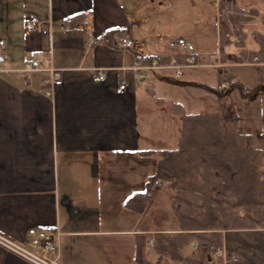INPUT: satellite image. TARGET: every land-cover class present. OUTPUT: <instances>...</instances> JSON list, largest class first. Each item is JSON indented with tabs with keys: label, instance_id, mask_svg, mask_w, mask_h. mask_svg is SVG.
<instances>
[{
	"label": "crops",
	"instance_id": "obj_1",
	"mask_svg": "<svg viewBox=\"0 0 264 264\" xmlns=\"http://www.w3.org/2000/svg\"><path fill=\"white\" fill-rule=\"evenodd\" d=\"M131 2L0 0V232L35 252L52 236L60 264H142V243L162 230L142 228L149 206L138 212L126 200L156 172L155 151L179 146L182 117L173 106L205 113L162 93L165 80L194 89L199 82L185 74L161 68L135 80V55L171 57L161 61L169 64L183 47L177 41L156 54L146 39L138 51L118 45L121 36L137 40L136 21L145 19H132ZM31 19L41 26L28 32ZM192 49L200 66H210L199 56L210 51ZM37 55L42 70L23 72ZM163 123L176 126L174 147H163ZM160 182L157 191H174ZM0 264L32 263L0 248Z\"/></svg>",
	"mask_w": 264,
	"mask_h": 264
},
{
	"label": "trees",
	"instance_id": "obj_2",
	"mask_svg": "<svg viewBox=\"0 0 264 264\" xmlns=\"http://www.w3.org/2000/svg\"><path fill=\"white\" fill-rule=\"evenodd\" d=\"M221 7L230 11L229 16H233L237 25L241 24L240 16L246 11L236 16L237 12L231 11L235 9L233 5L224 0ZM250 13L259 15V10L254 8ZM229 16H222L220 25L224 45L232 43ZM258 34L259 47L253 52L252 60L258 56L264 63V33ZM221 49H224L222 45ZM192 56H196L192 48L175 54L178 64L187 63ZM263 71L262 67V75ZM225 83L226 87L222 88ZM193 86L220 99L228 96L231 88H237L242 97L248 98L264 87V78L263 83L253 88L237 80L235 74L219 77L216 86L206 83ZM231 106L223 113H189L182 105H174L172 112L182 117L179 146L155 151L160 155L156 172L144 190L126 200V206L143 213L156 195L157 181L174 189L172 205L178 229L162 230L151 239L160 252L169 254L175 261L210 264L207 252L225 249L229 258L238 257L230 264H264V150L254 145L250 134L240 131L238 115L234 110L230 112ZM194 241L199 256H185L186 246ZM143 246L144 243L142 264H148L143 259Z\"/></svg>",
	"mask_w": 264,
	"mask_h": 264
},
{
	"label": "rangeland",
	"instance_id": "obj_3",
	"mask_svg": "<svg viewBox=\"0 0 264 264\" xmlns=\"http://www.w3.org/2000/svg\"><path fill=\"white\" fill-rule=\"evenodd\" d=\"M223 0H132L130 3L132 19H141L135 24V38L139 41L142 48V39H146L147 52L163 53L169 46H175V43L183 38L190 42L196 49L210 51L200 57H206L210 66H200V61H196V66L187 67L182 70L183 79H192L199 83L217 85L219 77L228 74H235L237 80L244 85L253 88L263 83L262 67L263 64L252 60L253 52L259 47L258 33H264V1L263 0H224L233 5L231 9L238 14L246 11L240 17L241 24L237 25L232 15L229 16L230 31L237 28L241 29V41L239 44H222L220 25L223 22L222 16L219 17L218 9L222 12ZM217 2V3H216ZM217 8V10H216ZM254 8L259 10V15L250 13ZM230 12L229 10H227ZM232 12V13H233ZM227 16V15H223ZM239 19V18H238ZM243 32L245 35L243 36ZM221 45L223 50L220 49ZM180 46V45H178ZM182 46V45H181ZM183 49L185 48L182 46ZM259 60V59H258ZM171 70V68H163ZM174 70V69H172ZM177 77V71L174 70ZM264 74V71H263ZM180 78V77H177ZM162 85V93L168 94L174 99H178L186 105L190 112H221L227 111L231 104L230 112L233 110L239 118L240 131L250 134L256 147L264 150V87L254 91L250 97H242L241 91L237 88H231L228 96L220 99L216 95L204 91V89L195 87L183 90L177 85L165 80ZM169 82V83H168ZM226 84V83H225ZM194 94V95H193ZM194 97L193 99L191 97ZM158 127L161 124H156ZM155 126V125H154ZM168 128L163 140V147H174L176 126L173 124ZM172 135V136H171ZM162 145V144H161ZM264 164V158H263ZM148 180H142V188ZM156 188H161L157 187ZM163 187V186H162ZM174 191L168 188H162L157 191L148 210L142 216V228L168 229L177 226V221L172 208V199ZM146 239L148 236H144ZM196 241L191 242L184 250L185 256H199V250L196 249ZM145 245V244H144ZM154 246V245H153ZM151 244L146 242L145 249L150 254L151 264H183L181 261H175L167 253L160 252ZM162 254V258L158 255ZM210 264H215L212 260V252L206 254Z\"/></svg>",
	"mask_w": 264,
	"mask_h": 264
},
{
	"label": "built area",
	"instance_id": "obj_4",
	"mask_svg": "<svg viewBox=\"0 0 264 264\" xmlns=\"http://www.w3.org/2000/svg\"><path fill=\"white\" fill-rule=\"evenodd\" d=\"M219 15H227L229 16V12L227 10H219ZM41 24L37 20L31 19L26 24V29L28 32H32L35 29L40 28ZM241 29L237 28L232 31L230 40L232 43H239L241 41ZM117 44L124 48H129L138 51L139 50V43L131 36H121L117 39ZM179 45L184 46L185 48H192V44L190 42H186L184 39H180L178 42ZM0 48H2V44L0 41ZM197 55V54H196ZM259 59V60H258ZM6 60L5 56L0 51V65ZM258 63L256 64H263L260 61L258 56L254 57ZM196 61H198L196 56H192L189 58L187 63L178 64L176 59L173 60L169 64H163L160 60L155 58H150L148 62H144L140 55H135L133 60V65L129 67L134 71V77L137 81H142L145 78L150 77L151 71L155 69L161 68H171L177 71V77H180L182 74L181 69H185L187 67L196 66ZM42 58L40 55L34 56L30 61L25 64V67L22 69L23 72H29L34 70H42ZM1 71V68H0ZM127 82H123L120 86L118 91L124 92L127 90ZM226 87V84L222 85V88ZM155 186L160 187L162 186V182L157 181ZM151 244L153 245V239L150 240ZM196 247L198 246L197 242H195ZM42 251L35 252L27 247L23 246L22 244L18 243L17 241L11 239L10 237L6 236L5 234L0 232V248L19 256L20 258L32 263V264H60L57 258L51 256V254L57 249L55 242L52 236L47 235L44 237L43 242L41 244ZM212 260L215 264H230L232 261H237L238 257L233 256L232 258L228 257V254L225 249H212Z\"/></svg>",
	"mask_w": 264,
	"mask_h": 264
}]
</instances>
